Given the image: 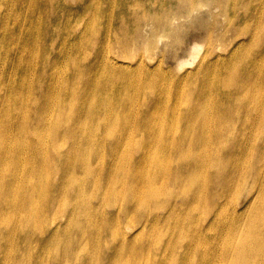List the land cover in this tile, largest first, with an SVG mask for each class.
<instances>
[{
  "label": "rangeland",
  "instance_id": "obj_1",
  "mask_svg": "<svg viewBox=\"0 0 264 264\" xmlns=\"http://www.w3.org/2000/svg\"><path fill=\"white\" fill-rule=\"evenodd\" d=\"M29 1L0 0V36L10 34L11 14V22L32 39L21 58L26 71L18 68L16 81L35 83L31 99L38 105L30 112V124L39 126L47 100L52 106L53 129L48 136L42 133L53 149L50 187L40 191L41 201L33 209V189L22 193L21 185L15 187L12 204L2 208L0 200V250L9 245L10 254L15 249L20 264H113L109 257L114 259L117 245L108 241L107 233L112 234L117 214L120 240L129 226L126 236L136 241L146 222L142 240L165 235L169 229L163 221L152 227L154 217L171 208L185 214L192 199L190 188L169 187L164 195L160 164L168 153L174 163L179 158L172 135L163 149L164 129L174 106L192 109L206 100L227 104L225 123L233 140L224 156L228 168H214L217 177L210 176L200 189L205 197L198 206L201 229L206 234L227 216H255L251 231L264 237V0H81L97 8L94 17L71 10L76 0L56 6L51 0L48 14L35 3L26 17ZM195 43L203 45L197 62L178 68ZM5 59L2 53L0 66ZM17 130L21 142L33 140L28 124ZM85 134L93 137V148L86 145ZM86 155L92 167L85 170L94 180L88 188L84 179L91 176L79 170ZM233 193L239 200L225 202ZM43 206L45 214L40 215ZM95 211L96 223L106 213L97 247L91 242L97 243L98 233L89 229L81 230L84 243L74 241L79 231L61 239L52 235L54 221L64 223L69 217L73 226L80 219L90 221ZM43 219L47 224L41 225ZM186 233L187 228L182 235L185 251L181 243L173 249L167 240L150 250L146 244L144 254L127 252L123 260L131 255L132 262L153 259L156 264H264V246L256 235L239 250L243 259L229 260L213 257L206 245L194 255ZM101 248L103 258H98Z\"/></svg>",
  "mask_w": 264,
  "mask_h": 264
},
{
  "label": "bare ground",
  "instance_id": "obj_2",
  "mask_svg": "<svg viewBox=\"0 0 264 264\" xmlns=\"http://www.w3.org/2000/svg\"><path fill=\"white\" fill-rule=\"evenodd\" d=\"M53 2L55 6L64 4L63 0H53ZM35 3L37 7H44L45 14L50 12L48 4H51V0H30L25 11L26 17L29 16L30 9ZM69 8L76 11L77 14L79 12H92L93 17L98 15L97 8L92 10L88 4H81V0H76L75 5L69 6ZM21 17L22 13L18 14V18ZM10 18L11 14L8 15L7 23L10 26V34L8 36H0V55L2 53L6 55V59L0 66V200L2 208L12 204L15 200V187L21 185L20 191L22 193L33 189L30 195V205L33 209L41 201L40 191L50 187V155L53 149L51 148V139L42 138V133L48 136L53 129L52 106L48 100L41 106L42 114L39 126H34L36 122L30 124L31 117L28 122L32 108L38 105L37 99H31L34 96L35 83L29 86L28 83L16 81V71L18 68L26 71L22 66L23 64H21V58L27 53L28 43L32 39L25 34L23 28H20L16 21L11 22ZM0 28H2L1 24ZM201 50H203V45L195 43L189 51V58L192 61H188L189 58L180 59L178 68L183 69L196 63L200 52H202ZM29 53L33 55L34 51ZM38 55L39 52L36 53V56ZM114 64L117 65V62H114ZM36 71L38 72V67ZM227 110L228 106L225 102H207V100L197 103L192 109L176 106L172 108L170 118L172 121L165 126L162 144H164L163 149L166 151L172 135L173 142H175L174 149L179 158L177 163H174L168 153L164 156L163 164H160L165 174L164 195H169V187L174 190L190 188L192 204H190L185 214L171 208L165 211L163 216H160V214L155 216L152 227L163 221L169 231L165 235L148 240H142L140 237V234L147 226V222L135 234L136 241H130L129 237L126 236L129 226L125 227L126 235H123L125 238L120 240L118 228L122 224V220L117 214L112 227V234L106 232L109 237L108 241H112L117 245L115 251L112 252L115 254L114 259L109 257L113 264H156L153 259L151 262L149 259L132 262L131 255L124 261L123 256L127 252L144 254V252H147L146 244L150 250L155 246H160L167 240L173 249L177 248L178 243H181L180 248H183L182 245L185 246V242L182 240V235L185 232V228H187L186 237L194 255L200 252L202 245H206L211 249L213 257H226L229 260H236L240 257L243 259L244 254L242 255L238 252L240 249L243 248L245 250L248 247L250 237L253 235H256L260 240V245L264 246V237L251 231L252 225L258 221L255 216H251V219L244 217L240 220L227 216L223 218V223L216 222L215 225L207 230L206 234L208 236L201 229L202 219L198 215V206L205 197L200 189L206 184L210 176L217 177L213 175L214 168H221L222 164H224L225 169L230 164L224 161L225 153L229 150L228 147L233 140L231 127L225 123ZM185 117L191 119L193 123H188ZM27 124L29 131L31 130L30 135L33 140L28 138L21 142L18 139L17 129L18 127L25 128ZM9 128L10 132L7 133ZM85 142L89 148L94 147L95 141L90 134H85ZM174 149L171 148V151L173 152ZM236 156H238V153ZM61 159L62 157L59 158V160ZM79 162L81 164L80 173L91 176L90 179H84V185L88 188L94 184L93 173L85 170L86 165H88L89 169L92 167L88 160V155L79 160ZM148 163H150L149 158ZM121 194H126L124 188ZM259 195L253 196L252 203ZM134 198V195L130 197V204H133ZM238 200L239 194L233 193L227 195L225 202L234 203ZM35 202L37 204L33 206L32 203ZM25 204L26 202L22 203V205ZM44 206L40 211V215L45 214ZM95 213H92L90 221L80 219L73 226L69 224V217L66 218L64 223H56L54 221L53 224L55 225L51 228L53 229L52 235L55 239H61L70 236L74 231H79L74 241L76 243H84L85 237L81 230L89 229L98 233L97 243L93 242V240L91 242L94 247H97L103 239L101 238L102 227L106 220V213L103 211L100 223L94 221L98 215L96 211ZM148 218L152 219L153 216L149 215ZM42 224H47L46 219L41 221ZM47 228L49 227L44 228L42 232H45ZM11 231L16 237L19 231L18 226H12ZM167 235H169V239H166L165 236ZM16 246L20 247L19 244ZM8 247L9 245L3 248L2 251L0 250V264H20L15 249L9 254L7 251ZM102 250L101 248L97 254L98 258H103ZM185 250L186 247L183 248V251ZM166 253L164 249V255ZM49 264L62 263L59 260H52ZM100 264L106 263L102 262Z\"/></svg>",
  "mask_w": 264,
  "mask_h": 264
}]
</instances>
